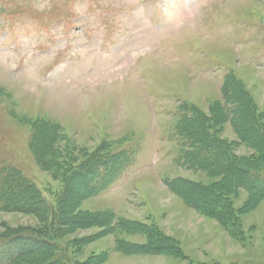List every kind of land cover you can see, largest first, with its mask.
<instances>
[{
  "label": "rangeland",
  "instance_id": "rangeland-1",
  "mask_svg": "<svg viewBox=\"0 0 264 264\" xmlns=\"http://www.w3.org/2000/svg\"><path fill=\"white\" fill-rule=\"evenodd\" d=\"M227 76L264 118V0H0V160L55 204L69 162L131 155L97 197L70 184L82 197L69 218L94 219L58 229L79 264H264V202L229 197L242 232L232 235L164 183L218 181L177 167L170 135L183 104L212 116ZM35 125L64 142L50 154L32 138ZM215 130L236 155L255 156L229 123ZM105 217L128 229L110 230ZM43 225V216L0 212V234ZM151 232L173 240L180 255L124 252L151 244Z\"/></svg>",
  "mask_w": 264,
  "mask_h": 264
},
{
  "label": "trees",
  "instance_id": "trees-1",
  "mask_svg": "<svg viewBox=\"0 0 264 264\" xmlns=\"http://www.w3.org/2000/svg\"><path fill=\"white\" fill-rule=\"evenodd\" d=\"M221 96L223 104L213 108L209 118L187 104L180 106L173 115L176 124L170 135V140L178 148L173 161L177 167L206 173L218 181L208 187L180 179L164 180V183L189 208L210 215L228 233L240 236V224L233 219L228 199L238 192H244L248 194V206L255 207L264 202V118L256 112L250 97L233 77H226ZM224 123L232 126L238 141L252 150L255 156L245 157L234 153L231 145L221 139L215 130ZM32 129V138L39 140L50 154L55 151L53 147L65 140L54 128L35 125ZM96 154L86 157L77 167L69 162V173L64 177V188L55 204H49L37 185L26 178L17 166L7 165L0 160V212L44 217L42 231L5 229L0 234V264H79L70 255L66 244L61 242L58 229L69 224L76 228L90 227L94 219L69 218L82 197L70 192V184L79 181L87 198L97 197L132 164L131 155L127 152ZM54 163L53 160L56 167ZM103 222H108L110 230L127 228V222L112 225L108 217ZM149 234L151 244L129 246L123 249L124 252L180 255L179 246L173 240H167L155 232Z\"/></svg>",
  "mask_w": 264,
  "mask_h": 264
}]
</instances>
